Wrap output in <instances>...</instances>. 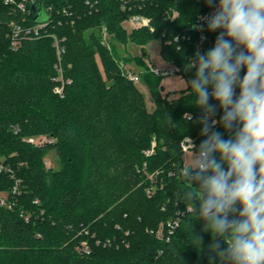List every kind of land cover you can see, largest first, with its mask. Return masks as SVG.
<instances>
[{"label": "trees", "instance_id": "obj_1", "mask_svg": "<svg viewBox=\"0 0 264 264\" xmlns=\"http://www.w3.org/2000/svg\"><path fill=\"white\" fill-rule=\"evenodd\" d=\"M38 1L50 17L47 26L38 38H24L12 49L10 23L21 13L0 0V161L21 179L13 195L15 178L0 172V192H9L14 203L0 205V264H223L212 259L205 221L183 199L180 141L192 135L199 146L206 138L195 93L189 86L178 97L163 95V76L148 68L140 75L150 89V108L126 76L128 69L90 30L105 25L123 45L129 39L141 45L162 40L161 55L185 67L189 44L182 41L179 49L166 40L184 31L208 7L206 0H149L142 12L153 17L155 31L130 33L123 26L128 14L117 0ZM165 9L179 15L171 20ZM35 17L34 11L29 21L37 22ZM53 35L65 46L64 96L54 91ZM217 131L230 135L221 125ZM38 135L52 141L29 142ZM153 141L154 152L147 155ZM52 151L59 168L46 165ZM180 209V226L170 239L159 238V225Z\"/></svg>", "mask_w": 264, "mask_h": 264}, {"label": "clouds", "instance_id": "obj_2", "mask_svg": "<svg viewBox=\"0 0 264 264\" xmlns=\"http://www.w3.org/2000/svg\"><path fill=\"white\" fill-rule=\"evenodd\" d=\"M206 3L212 7L215 0ZM200 19L207 31H219L211 48L196 52L195 76L184 82L203 110L206 138L198 148L189 137L182 140L191 150L183 199L213 237V260L264 264V0H219ZM218 123L228 138L215 130ZM195 239L202 244L200 234Z\"/></svg>", "mask_w": 264, "mask_h": 264}, {"label": "built area", "instance_id": "obj_3", "mask_svg": "<svg viewBox=\"0 0 264 264\" xmlns=\"http://www.w3.org/2000/svg\"><path fill=\"white\" fill-rule=\"evenodd\" d=\"M4 1L5 4H8L14 9H19L20 15L18 19H14L10 23V31L8 33V37L10 40V46L12 49H18L22 43V40L24 38H38L41 36L43 29L47 26V22H35V21H29L31 16L33 15L34 11L32 9V5L38 1V0H2ZM120 4V8L122 11L127 12L128 16L125 20H128L131 25H132V30L133 29H149L150 31H155V26L153 25V17L149 14H146L142 12L144 9L146 3L149 0H117ZM219 0H215V3L212 7H206V9L200 11L196 18L192 21L190 25L186 27V29L178 34H176L173 38H169L166 40V43L171 44V43H178V48L180 49L182 44L180 42L184 41L189 44V47L191 50L190 54L188 55V64L185 67H182L180 64H178L175 61L172 60H167L164 59V64H155L152 63L151 65H148L150 70L160 76H175L183 73L186 68L190 67L192 70H196V68L191 67V62L195 58V54L197 51H200L201 53L206 52L209 48H211L214 45L216 36L218 34L217 32H209L206 29V24L204 21H202L200 18L205 17V16H211L215 11L216 7L218 6ZM16 7V8H15ZM53 6L49 7V10H52ZM179 15V12L177 9H165L164 11V16L174 20L177 16ZM205 24V30L201 32L199 30V25ZM204 36L206 39L202 40L201 37ZM54 37V45L56 47L57 52L59 55H61L64 50L65 46L62 42L63 39L59 38L57 35H53ZM61 58V57H60ZM57 70L59 71V74L57 76V81L58 84L55 86L54 91L61 95L64 96V87L65 83L69 82L67 79L64 77V71L62 69V62L59 60L56 64ZM126 76L133 81L134 83H138L141 81V75L140 72L128 69L126 72ZM244 70L241 72V76H243ZM211 91V88L209 89ZM239 89L237 88V95H238ZM214 103H216L214 101ZM222 115V111L218 110L217 115L215 119L217 121L220 120V117ZM188 116H191L188 114ZM219 123L215 126V130L218 129ZM46 136V135H43ZM47 139L45 141H41L39 143L36 142V144H42L45 142L52 141V139L48 136H46ZM185 137H189L193 144L198 148V139L192 135H185L181 141V149L183 152V170L186 168L188 165H186V159L185 156L188 152H191L190 150V145L182 142V140ZM35 137L29 138L30 141L34 142ZM154 147H155V141H153L151 148L147 149L145 153L147 155H150L154 152ZM8 172L10 175L14 178L15 173L13 169L9 165H4L0 161V172ZM20 184H21V179H16L15 178V184L12 188V194H16L19 192L20 189ZM149 194L153 193V189L148 190ZM0 205H6L8 207H12L13 203L10 201L9 196L4 197L0 195ZM190 209V207L188 208ZM185 215V210L180 209L177 212V215L171 219H168L165 222H162L157 231L156 234L159 238L162 237H167V239H170L171 234H173L176 229L180 226L181 221L183 219V216ZM153 232V230H152ZM100 242V241H98ZM110 241L108 240L107 243ZM84 247L82 248L83 251L89 252L88 246L83 243Z\"/></svg>", "mask_w": 264, "mask_h": 264}, {"label": "rangeland", "instance_id": "obj_4", "mask_svg": "<svg viewBox=\"0 0 264 264\" xmlns=\"http://www.w3.org/2000/svg\"><path fill=\"white\" fill-rule=\"evenodd\" d=\"M123 26L126 28V30L129 33L132 31V25L128 20L123 21ZM90 30H94L96 34L100 35L102 43L106 45L109 51L116 56L123 70L131 69L137 72H141V71L146 72L148 71L149 68L147 65H151L152 63L162 65L165 63L164 62L165 58L161 55L162 40H151L147 42L145 45H141L140 43L134 42L129 39L128 44L123 45L122 43L116 42L113 39L112 35L107 30L105 25L102 24L95 25ZM143 47H145L146 49V54H143L142 52ZM60 57L61 55H59V53L57 52L58 61L59 60L62 61ZM125 57L126 59H124ZM138 57L143 58L141 59L140 62L143 63L144 61L147 67H143L145 63L141 65V63L138 62L137 60ZM97 58L99 59L98 56ZM194 76H195V71L192 70V68L188 67L185 69L183 73L179 75L163 77V79L161 80L162 94L169 95L170 98L178 97L179 95H181L183 89L189 87V86H185L184 82L191 81L194 78ZM136 84L144 92L147 98V103L149 107L152 108L153 102L151 100V93L148 85L145 82H143L142 79ZM34 139H35L34 142L33 141H29V142L36 145V142L39 143L41 141H45L47 137L43 135H38ZM190 156H191V152H188L185 156V159L186 157H190ZM45 162L48 167L59 168V160L55 151H52L45 156ZM186 165H188L187 159H186ZM14 178L20 179L16 175ZM8 194L10 193L7 191L0 192V195L4 197H8Z\"/></svg>", "mask_w": 264, "mask_h": 264}, {"label": "water", "instance_id": "obj_5", "mask_svg": "<svg viewBox=\"0 0 264 264\" xmlns=\"http://www.w3.org/2000/svg\"><path fill=\"white\" fill-rule=\"evenodd\" d=\"M33 10L36 13L35 19L37 22H44V21L49 20L50 17L46 14L43 3L41 1H36L33 4Z\"/></svg>", "mask_w": 264, "mask_h": 264}]
</instances>
